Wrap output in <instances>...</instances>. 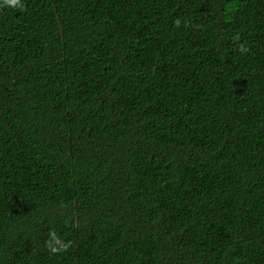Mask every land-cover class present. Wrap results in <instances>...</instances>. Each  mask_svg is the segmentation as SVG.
<instances>
[{
  "label": "trees",
  "instance_id": "trees-1",
  "mask_svg": "<svg viewBox=\"0 0 264 264\" xmlns=\"http://www.w3.org/2000/svg\"><path fill=\"white\" fill-rule=\"evenodd\" d=\"M21 3L0 0V264H264V0Z\"/></svg>",
  "mask_w": 264,
  "mask_h": 264
},
{
  "label": "clouds",
  "instance_id": "clouds-1",
  "mask_svg": "<svg viewBox=\"0 0 264 264\" xmlns=\"http://www.w3.org/2000/svg\"><path fill=\"white\" fill-rule=\"evenodd\" d=\"M2 4L5 7L23 8L21 0H2ZM179 23V20L175 21L177 27H179ZM238 51L243 54L248 51V48L241 44L238 48ZM45 246L51 254L55 255L61 252H66L71 246V242L62 241L60 237L57 236L56 232L51 230L49 232V240L45 242Z\"/></svg>",
  "mask_w": 264,
  "mask_h": 264
}]
</instances>
